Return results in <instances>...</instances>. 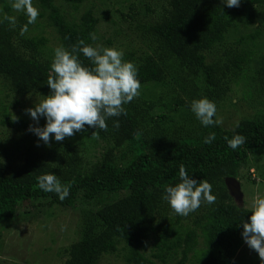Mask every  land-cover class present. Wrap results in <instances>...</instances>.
I'll return each instance as SVG.
<instances>
[{
	"label": "trees",
	"instance_id": "1",
	"mask_svg": "<svg viewBox=\"0 0 264 264\" xmlns=\"http://www.w3.org/2000/svg\"><path fill=\"white\" fill-rule=\"evenodd\" d=\"M107 1L96 8L93 0H38L39 16L55 30L59 46L69 50L80 39L93 46L119 41L124 60L138 69L140 95L124 105L126 115L107 119V131L86 126L44 154L34 148L30 120L21 111L49 94L54 49L46 30L29 34L37 21L22 33L27 17L15 16L11 3L0 0L2 231L29 214L19 209L28 200L47 199L50 206L65 208L88 204L80 237L59 248L66 257L62 264H100L121 243L124 264H232L246 244L240 221L251 212L244 213L245 203L231 194L226 178L256 181L250 166L259 170L252 161L264 157V0H241L239 7L224 0H123L116 10ZM5 14L16 17L15 27ZM90 33L98 39L92 41ZM79 58L91 66L83 54ZM241 83L260 97L257 115L232 129L202 125L191 101L207 97L215 103ZM211 133L215 139L205 143ZM234 134L246 138L236 149L225 139ZM76 135L91 137L101 155L89 159ZM180 165L193 178L210 182L216 197L187 216L175 214L162 199L166 186L178 182ZM45 173L70 186L64 200L40 189L37 177ZM250 260L241 264H260L258 255Z\"/></svg>",
	"mask_w": 264,
	"mask_h": 264
},
{
	"label": "clouds",
	"instance_id": "2",
	"mask_svg": "<svg viewBox=\"0 0 264 264\" xmlns=\"http://www.w3.org/2000/svg\"><path fill=\"white\" fill-rule=\"evenodd\" d=\"M240 2L241 0H224L228 7H239ZM11 8L27 17L22 33L27 31L28 24H34L39 17V9L33 0H12ZM3 19L12 27L16 26L15 16L5 14ZM90 38L92 41L98 39L95 33H90ZM80 54L91 62V66L82 63ZM47 85L49 94L43 95L34 107L25 111L36 122L28 130L48 146H51L52 137L60 142L87 128L107 131V119L126 115L124 105L138 97L141 88L136 65L124 60L121 50L93 46L83 39L73 45L71 50L63 46L54 49ZM190 108L205 127L223 123L222 118L214 119L216 105L207 97L193 99ZM40 117L46 120L43 127L39 126ZM114 127H119L118 121L114 122ZM214 139L215 134L211 133L205 137L204 142L211 143ZM225 139L232 149L246 141L241 134ZM37 180L40 189L56 193L61 200L69 195L70 186L62 184L54 173L42 174ZM162 199L175 214L187 216L198 210L202 203H214L216 197L212 194L210 182L193 178L180 165L178 182L166 186ZM247 212H251L250 217L240 221L243 225L242 237L248 247L258 254L260 264H264V192L258 190L251 203L244 205V213Z\"/></svg>",
	"mask_w": 264,
	"mask_h": 264
},
{
	"label": "rangeland",
	"instance_id": "3",
	"mask_svg": "<svg viewBox=\"0 0 264 264\" xmlns=\"http://www.w3.org/2000/svg\"><path fill=\"white\" fill-rule=\"evenodd\" d=\"M11 3L12 0H7ZM63 0H56L57 4L62 3ZM96 4V8L102 6L101 0H93ZM111 7L116 10L119 7H123L121 4L123 0H108ZM34 5L39 9V14L42 11L38 0H33ZM85 4H82L78 10V14L84 11ZM68 12H73L72 8H68ZM15 16L18 12L13 11ZM102 14V13H101ZM141 14V13H139ZM71 16V14L69 15ZM72 17V16H71ZM104 19V18H102ZM101 19L99 26L100 32L104 34V20ZM38 26L29 32L30 35L41 34L46 30L45 35L49 38V43L53 49L59 46V40L57 34L53 28H49L46 25L45 19L38 17ZM120 42L117 41L115 46L108 45L107 47H115L122 51V48L116 46ZM97 46H104L101 41ZM251 90V88H248ZM258 97L255 93L252 95L247 92L243 83L236 85L233 84L232 88L222 98L215 101L216 104V118H222L223 123L220 124L224 128L232 129L241 120L245 118H253L259 112L260 105L258 103ZM10 104H12L13 98H8ZM40 100V99H39ZM35 99L32 102L33 107L35 103L39 101ZM29 104L30 102H25ZM28 109V108H26ZM25 109V110H26ZM165 110V109H163ZM168 112V109H166ZM24 118L28 117L31 125H35L36 122L32 120L31 116L26 111H21ZM170 113L173 116L179 117L178 112ZM46 120L44 117H40L39 126ZM31 139L34 142V148L38 152L46 154L49 149H53L54 146L60 144L70 138H65L63 141L57 142L54 137L50 141V145H46L37 135L32 132ZM74 137V136H72ZM84 148L89 159L96 160L101 155L102 148L100 145H95L93 139L88 135L79 137L76 135L74 138ZM119 155V154H118ZM92 163V162H91ZM89 163V164H91ZM259 166V170L255 169L256 166H250L252 172V178L256 181H250L246 179H240L241 189L243 196L235 197L238 200H242V203H251L253 196L259 190L264 192V157L252 161ZM47 199H33L21 203L20 208L23 213H29L27 216H18L12 223L7 226L9 231H2V224L0 222V264H62L65 260V256L59 252V248H66L79 237V225L82 209L87 208L89 205H80L78 207H61L59 205L50 206L47 204ZM35 204V205H34ZM4 238V239H3ZM126 253L125 243L119 245V249L115 253L105 255L100 264H124V256ZM258 255L254 250L250 249L245 244L239 253L236 255L232 264L250 263V257ZM164 264V263H162ZM167 264H176L174 261H170Z\"/></svg>",
	"mask_w": 264,
	"mask_h": 264
},
{
	"label": "water",
	"instance_id": "4",
	"mask_svg": "<svg viewBox=\"0 0 264 264\" xmlns=\"http://www.w3.org/2000/svg\"><path fill=\"white\" fill-rule=\"evenodd\" d=\"M226 183L229 186L230 192L232 195L236 197H241L243 196L242 189H241V182L239 178L237 177H227L226 178Z\"/></svg>",
	"mask_w": 264,
	"mask_h": 264
}]
</instances>
